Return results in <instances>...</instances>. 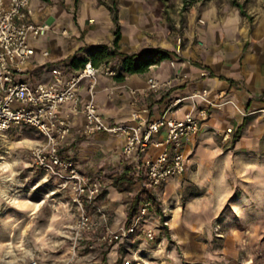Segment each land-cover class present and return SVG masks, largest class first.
<instances>
[{
    "label": "rangeland",
    "instance_id": "obj_1",
    "mask_svg": "<svg viewBox=\"0 0 264 264\" xmlns=\"http://www.w3.org/2000/svg\"><path fill=\"white\" fill-rule=\"evenodd\" d=\"M168 1L171 10L159 3L156 14L170 19L167 35L173 44L165 48L155 42L146 49L168 52L173 47L174 55L202 44L180 24L187 16V4L195 0ZM228 1L242 5L250 30L264 17V0ZM106 45L108 51L113 50L112 45ZM118 52L99 64L118 67ZM245 111L239 113L247 118ZM220 133L211 130L206 134L194 156V166L182 177L169 179L153 197L147 222L154 226L157 242L147 243L143 235L135 238L133 248L139 252L140 264H264V134L253 142L249 135L243 142L231 144L229 139L223 141ZM37 138L27 125L0 132V264H27L33 258L40 264L62 262L68 255L61 253L69 247L66 234L72 218L63 214V198L52 193V179L45 181L29 157V146ZM92 147L95 161L85 173L101 175L109 185L123 170L124 159L106 141L97 139L83 141L77 154ZM116 190L126 218L129 208L134 207V213L147 196L140 184L127 181ZM125 221L118 227L125 226ZM92 255L86 262L120 264L115 253L96 249Z\"/></svg>",
    "mask_w": 264,
    "mask_h": 264
},
{
    "label": "built area",
    "instance_id": "obj_2",
    "mask_svg": "<svg viewBox=\"0 0 264 264\" xmlns=\"http://www.w3.org/2000/svg\"><path fill=\"white\" fill-rule=\"evenodd\" d=\"M31 1L0 0V132L27 125L38 136L29 146V157L45 181L52 179V193L63 198V214L72 218L66 234L68 255L62 264L89 260L96 249L106 254L113 251L120 264H140L139 252L133 248L135 238L143 235L147 243L157 242L154 226L147 222L153 197L159 195L169 179L182 177L194 166L190 148L202 123L228 101L226 91L219 89L209 96L208 89L202 87L186 95H172L176 87L188 80L185 73L176 70L165 78L149 76L142 87L120 84L130 95L131 120H109L97 110L95 87L100 74L111 79L123 75L122 64L94 65L87 59L73 70L66 65L52 67L51 79L47 81L31 83L21 78L35 52L34 39L49 28L44 22H34ZM61 32L66 33V29ZM47 55L46 51L41 52V56ZM175 62L176 59L168 61L171 67ZM179 64L182 66L184 61ZM207 75V70L200 72L201 77ZM120 85H106L107 97L112 98ZM82 86L86 99L81 95ZM151 94L165 98L157 117L144 103ZM186 100L190 108L180 117L175 116L173 111ZM255 113L264 120V106L245 111L246 115ZM77 115L82 118L80 124L76 122ZM231 132V127L221 131L222 140L226 142ZM97 133L122 139L121 154L131 161L135 179L147 194L125 226L113 227L110 213L97 202L105 183L85 174L77 161L64 152L71 134ZM27 264L40 263L33 258Z\"/></svg>",
    "mask_w": 264,
    "mask_h": 264
},
{
    "label": "crops",
    "instance_id": "obj_3",
    "mask_svg": "<svg viewBox=\"0 0 264 264\" xmlns=\"http://www.w3.org/2000/svg\"><path fill=\"white\" fill-rule=\"evenodd\" d=\"M159 3H163L166 10H171L168 0H32L31 4L35 11L34 22H44L49 28L34 39L35 52L25 65L21 78L31 83L47 81L51 79V68L54 66L66 65L71 70L79 68L80 64L75 66L70 60L73 57L78 59L88 57L87 52L91 45L110 44L113 47L116 26H118L119 38L115 49L119 54L139 52L146 47L155 46V42L168 48L173 44L172 39L167 35V27L171 26V21L156 14ZM180 6H183L182 2ZM186 7H188L187 16L180 24L185 26L188 35L193 34L202 44L191 46L189 42L191 48L188 47L174 55L172 47L167 51L173 56L168 55L167 58L153 66H148L141 72L125 71L123 75L114 79L100 74L95 87V102L97 110L105 118L120 122L130 121L133 110L129 106L130 95L127 88L121 87L120 84H128L135 88L142 87L149 76L165 78L176 70L185 73L188 80L176 87L172 95H186L193 89L206 87L209 91L208 95L212 96L217 90L224 89L228 101L221 110L214 111L202 123L190 148L194 159L203 137L211 130L224 131L231 127L233 130L229 134L231 144L243 142L245 136L249 135L253 142L264 134V121L258 113L248 115L247 118L239 113L264 106V17L250 30L246 12L243 14L238 5H233L228 0H195ZM89 18H95L97 22L89 24L86 22ZM199 19L202 21L200 22ZM63 29H66V33L61 32ZM42 51H46L48 55L41 56ZM169 59H176L173 67L169 65ZM180 61H184L182 66L179 64ZM203 70L208 71L205 77L200 76ZM113 82L120 85V88L112 98H108L105 86ZM81 95L83 99L87 98L83 86ZM164 100L165 98L160 94H151L144 99V103L151 108L153 117L160 114ZM189 108L190 103L186 100L173 111V114L180 117ZM76 122L82 123L80 115L76 116ZM241 123H243L242 128L236 138H233ZM84 139L106 141L111 149L124 159V168L119 174H126L123 182L138 185L131 161L121 154L122 139L106 133L89 136L70 135L64 152L81 163L84 173L91 169L96 157L93 147L87 151L80 150L77 154L78 147L85 141ZM93 177L102 180L101 175H93ZM115 179L109 185L105 184L104 194L99 196L97 202L108 209L112 225L118 227L125 219V222H128L133 212L130 214L131 208H129L126 218V212L117 195L118 188L113 186ZM67 252L68 250L64 249L62 256ZM46 264H62V262L51 260ZM74 264L91 263L77 261Z\"/></svg>",
    "mask_w": 264,
    "mask_h": 264
},
{
    "label": "trees",
    "instance_id": "obj_4",
    "mask_svg": "<svg viewBox=\"0 0 264 264\" xmlns=\"http://www.w3.org/2000/svg\"><path fill=\"white\" fill-rule=\"evenodd\" d=\"M237 5L240 7L241 12L245 14V11L243 10L242 5L240 4H237ZM114 20L116 21V17H114ZM118 38H119V31H118V26H116L115 32H114V39L112 43L114 49L112 51H108V46L106 44H99L95 47L89 48V52L91 53V55H89L88 57L82 58V59L73 57L70 60V63L75 66H79L78 64H80L81 66L87 59H90L94 65H98L104 57L116 54L115 48L117 47ZM119 55L121 56V64H122L123 70L129 73H133V72H141L147 69L148 66L155 64L164 58H167L169 53L164 50L158 49V48H153V49H144V50H141L135 53H120ZM242 126H243V123L239 125L233 138H236ZM125 179H126L125 173L119 175L113 182V186H115L116 188H119L121 183ZM136 201L137 199H134L133 205H135ZM133 210H134V207H131L130 214L131 212H133Z\"/></svg>",
    "mask_w": 264,
    "mask_h": 264
}]
</instances>
